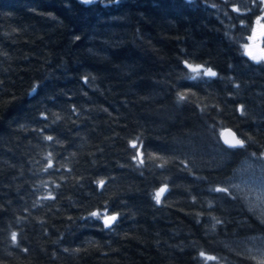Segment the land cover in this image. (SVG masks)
<instances>
[{"label":"trees","instance_id":"16d2710c","mask_svg":"<svg viewBox=\"0 0 264 264\" xmlns=\"http://www.w3.org/2000/svg\"><path fill=\"white\" fill-rule=\"evenodd\" d=\"M238 1L0 0V264H257L226 187L264 176L261 7Z\"/></svg>","mask_w":264,"mask_h":264},{"label":"rangeland","instance_id":"374dc122","mask_svg":"<svg viewBox=\"0 0 264 264\" xmlns=\"http://www.w3.org/2000/svg\"><path fill=\"white\" fill-rule=\"evenodd\" d=\"M243 2H246L249 5L251 0L250 1L240 0L237 3L238 6L242 5ZM260 7L262 8L263 5H260ZM261 8L258 16L264 14L261 12ZM257 27L258 26L256 24V19H255L252 28H257ZM249 35H251V31ZM246 42L247 40L245 39L243 45ZM242 51L244 54V47H242ZM192 67L195 68L197 66H192ZM187 68L190 77L209 76L203 74L209 69L200 67L201 74L197 75L188 66ZM240 169L241 170L236 173L234 179H232L230 182L227 183L226 187L232 190L233 192H235L236 194L240 195V197H242L243 202L245 203L246 207L250 210V212H252L254 216H256L261 222L264 223V176L261 173V169L259 167L256 169L253 168L251 165H249L248 161L242 163ZM246 245L247 247L245 248V251L250 255L251 258H253L256 261L257 264H259V261L264 259V237L260 236V237L252 238L249 240V243H247Z\"/></svg>","mask_w":264,"mask_h":264},{"label":"snow or ice","instance_id":"6c2138e0","mask_svg":"<svg viewBox=\"0 0 264 264\" xmlns=\"http://www.w3.org/2000/svg\"><path fill=\"white\" fill-rule=\"evenodd\" d=\"M81 3L86 4V5H90V4H94L97 2V0H80ZM110 3H119L120 0H109ZM227 2V0H226ZM253 5H256L257 3H259V5H264V0H252ZM233 12H236L238 15H242L243 12L241 10L240 7H236L234 6L232 8ZM247 12H251L252 9L248 8L246 9ZM261 12L264 13V7L261 8ZM256 24H257V28H251V35L246 37L247 42L243 45L244 47V54L247 55L250 59H252L253 61L257 62V63H261L264 62V14L260 15L257 17L256 19ZM241 25L242 27L248 28L249 26L247 24H245V22L243 20H241ZM188 67L195 72L197 75L201 74V70L200 67L197 66L195 68H193L191 65H188ZM204 75H209V76H214L215 73L212 72L211 70H208L206 72L203 73ZM196 77L193 76L192 79H195ZM33 91H35V89H33ZM185 97L183 95L180 96V99H184ZM47 139L51 140L52 137H47ZM225 143L228 144L230 147H237L240 146L242 147L244 142L238 138L235 137V135H232V139L228 140L225 139ZM133 147H135L136 145L133 144ZM140 163H143V160L140 161ZM48 167H52V163L51 161H49ZM100 185L102 186L104 181H100L99 182ZM165 188H161L160 191H158L155 195V199L157 201V203L160 202V196L163 194V192L165 191ZM217 191H225V189H217ZM94 217H99L100 213L98 212H93L91 214ZM116 216H108L105 218V226H110L112 224V222H114L116 220ZM11 239L13 241V243L15 244L17 242V234L16 233H12ZM26 251V249H25ZM200 255L202 257H204L206 260H215L216 258L213 256H206L205 253L201 252ZM259 264H264V259L259 261Z\"/></svg>","mask_w":264,"mask_h":264},{"label":"water","instance_id":"95a60500","mask_svg":"<svg viewBox=\"0 0 264 264\" xmlns=\"http://www.w3.org/2000/svg\"><path fill=\"white\" fill-rule=\"evenodd\" d=\"M233 134L235 135V133L232 132V131L229 130V129H225V130H223V131L220 133L219 139H220L221 143H222L225 147H227V148H239V147H240V146H237V147H230L228 144L225 143V139L231 140ZM235 137L238 138L236 135H235ZM263 161H264V157H263ZM103 222H104V224H105V218H104ZM112 223H114V222H112ZM107 227H109V226H107Z\"/></svg>","mask_w":264,"mask_h":264},{"label":"flooded vegetation","instance_id":"af4514ba","mask_svg":"<svg viewBox=\"0 0 264 264\" xmlns=\"http://www.w3.org/2000/svg\"><path fill=\"white\" fill-rule=\"evenodd\" d=\"M258 17V16H257ZM257 17L255 19H257ZM251 31V30H250ZM250 33V32H249ZM249 35V34H248ZM247 35V36H248ZM245 41V40H244ZM243 47V46H242ZM245 56V55H244ZM249 61H251L253 64H264V62H261V63H257L255 61H253L252 59H250L249 57L245 56Z\"/></svg>","mask_w":264,"mask_h":264},{"label":"bare ground","instance_id":"6f19581e","mask_svg":"<svg viewBox=\"0 0 264 264\" xmlns=\"http://www.w3.org/2000/svg\"><path fill=\"white\" fill-rule=\"evenodd\" d=\"M239 139V138H238Z\"/></svg>","mask_w":264,"mask_h":264}]
</instances>
